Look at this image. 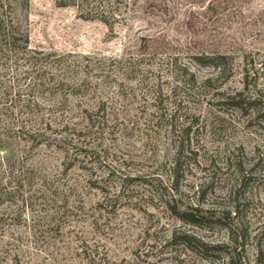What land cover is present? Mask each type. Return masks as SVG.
I'll list each match as a JSON object with an SVG mask.
<instances>
[{
    "label": "rangeland",
    "instance_id": "obj_1",
    "mask_svg": "<svg viewBox=\"0 0 264 264\" xmlns=\"http://www.w3.org/2000/svg\"><path fill=\"white\" fill-rule=\"evenodd\" d=\"M211 1L0 0V264H264V0Z\"/></svg>",
    "mask_w": 264,
    "mask_h": 264
},
{
    "label": "trees",
    "instance_id": "obj_2",
    "mask_svg": "<svg viewBox=\"0 0 264 264\" xmlns=\"http://www.w3.org/2000/svg\"><path fill=\"white\" fill-rule=\"evenodd\" d=\"M235 0H212L211 1V7L213 10H227L229 7V4L231 2H234ZM101 21L104 23H108L106 19V15L101 12ZM194 61L202 66V67H212L214 68L218 75L221 74H228L231 73L232 68V57L228 54L223 53H213V54H207V55H200V56H194ZM249 76V73L245 71L244 73V79L247 80ZM237 97H240L241 94H237ZM189 212H179L177 215L180 219H187L193 225H196L198 222H202L205 220L204 216L200 214V210L198 208H191L189 209Z\"/></svg>",
    "mask_w": 264,
    "mask_h": 264
}]
</instances>
